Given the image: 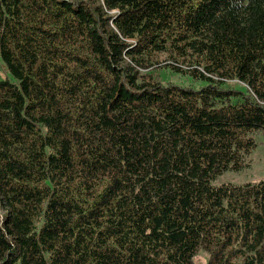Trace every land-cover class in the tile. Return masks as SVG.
I'll list each match as a JSON object with an SVG mask.
<instances>
[{"label": "trees", "instance_id": "obj_1", "mask_svg": "<svg viewBox=\"0 0 264 264\" xmlns=\"http://www.w3.org/2000/svg\"><path fill=\"white\" fill-rule=\"evenodd\" d=\"M0 63V264H264V180L211 184L264 135V0H0Z\"/></svg>", "mask_w": 264, "mask_h": 264}, {"label": "rangeland", "instance_id": "obj_2", "mask_svg": "<svg viewBox=\"0 0 264 264\" xmlns=\"http://www.w3.org/2000/svg\"><path fill=\"white\" fill-rule=\"evenodd\" d=\"M162 78L164 80H174L180 84H191L192 86L198 87L203 84L200 80H191L187 77L178 76L173 72H162ZM0 77H8L13 81V78L8 75L5 67L0 63ZM256 146L253 148L251 153L246 159V165L239 170L227 169L221 174L217 175L211 180L213 186H219L223 183L232 184H245V183H256L264 180V135H255ZM195 264H205L206 255L203 251L198 252L194 258Z\"/></svg>", "mask_w": 264, "mask_h": 264}]
</instances>
